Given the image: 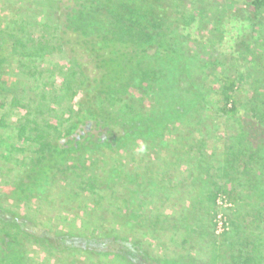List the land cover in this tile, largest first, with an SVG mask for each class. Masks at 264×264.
Segmentation results:
<instances>
[{"label": "trees", "instance_id": "trees-1", "mask_svg": "<svg viewBox=\"0 0 264 264\" xmlns=\"http://www.w3.org/2000/svg\"><path fill=\"white\" fill-rule=\"evenodd\" d=\"M177 1L58 0L40 37L33 19L0 33V108L11 96L23 112L16 140L35 144L7 195L12 208L0 206V264H264V95L230 74L212 106L208 61L191 49ZM246 2L264 12V0ZM6 41L34 90L5 84ZM63 50L67 63L44 66ZM62 101L74 104L67 118L54 106ZM221 193L235 206L218 235ZM25 204L91 231L52 229Z\"/></svg>", "mask_w": 264, "mask_h": 264}, {"label": "rangeland", "instance_id": "rangeland-1", "mask_svg": "<svg viewBox=\"0 0 264 264\" xmlns=\"http://www.w3.org/2000/svg\"><path fill=\"white\" fill-rule=\"evenodd\" d=\"M58 0H0V33H3L5 38L9 35L17 34L15 28L19 25H25L33 19L34 27L31 33L35 38L43 34L42 25L50 23L51 14L55 9ZM178 0L177 6L183 14L181 24L183 25L184 35L188 37L191 42V49L194 50L195 55L204 57L208 61V66L205 69L204 81L207 84L208 91L207 100L213 107L219 105L216 100L218 93L217 88L223 86L222 77L233 74L238 75L244 80L243 83L250 85L248 94L253 93V89L264 95V12L257 13L253 10L246 0ZM47 7L48 11L43 10L42 7ZM58 34V32H55ZM10 39L9 41H12ZM9 42L6 41L4 48V55L7 59L5 71V84L15 88L23 87L32 88L37 87L34 79L30 80L18 71L17 64L12 60V53ZM206 61V62H207ZM68 62V53L63 50L62 53H57L48 56L44 59L45 67H54L59 63ZM210 63V64H209ZM41 81V80H40ZM52 81H55V88L58 95L63 92L61 82L62 78L59 75L54 76ZM216 94V95H215ZM212 96L215 100H212ZM27 100V97L25 98ZM219 99V97H218ZM264 100V96L261 97ZM63 102V101H62ZM6 105L3 109L0 108V206L12 208V201L7 199L10 193L12 183L16 181L22 171L21 163L26 161L33 155V148L35 144L16 140L18 137L17 122L22 119L20 110L11 109V96L5 101ZM64 103V102H63ZM73 102L64 103V107L57 106V111L60 116L64 118L69 117L68 109L65 107L73 106ZM67 107V108H68ZM240 115L248 116L246 114V106L242 105L240 108ZM65 113V114H64ZM183 128L175 129L173 133L174 141L182 136ZM177 142V141H176ZM213 142H209L211 145ZM128 164L130 162L126 157H122ZM107 159L102 165V169L107 167ZM162 161L166 164L164 159H168L167 154H162ZM109 161V160H108ZM169 167V165L167 166ZM175 175L186 176L187 172L182 169H171ZM24 172V171H23ZM179 176V177H180ZM219 186L223 181L218 180ZM220 195H224L229 203L228 207H221L217 204V199ZM216 199V207L218 213L214 217L212 224L216 234H222L231 228L230 213L234 209V201L226 194H219ZM23 211L33 215L43 217L48 220V224L52 229L68 228L70 231L79 230L83 233L91 231V227L85 222L77 224H68L67 217L58 209L47 207L41 204H25L22 206ZM163 213L170 210V204L161 208ZM219 214H223V218L228 223V230L223 232L217 231V222ZM215 225V227H214ZM35 252L37 257L52 258L54 255L50 251L38 249ZM80 258L79 253H70ZM55 260L54 258H52ZM63 261V259L61 260ZM58 262V261H57ZM57 262L55 264H57Z\"/></svg>", "mask_w": 264, "mask_h": 264}, {"label": "built area", "instance_id": "built-area-1", "mask_svg": "<svg viewBox=\"0 0 264 264\" xmlns=\"http://www.w3.org/2000/svg\"><path fill=\"white\" fill-rule=\"evenodd\" d=\"M217 204H219L221 207H228L229 203L227 198L224 195H220L217 199ZM223 214H219L218 217V222H217V231L218 232H223L225 230H228V223L226 220L222 217Z\"/></svg>", "mask_w": 264, "mask_h": 264}, {"label": "flooded vegetation", "instance_id": "flooded-vegetation-1", "mask_svg": "<svg viewBox=\"0 0 264 264\" xmlns=\"http://www.w3.org/2000/svg\"><path fill=\"white\" fill-rule=\"evenodd\" d=\"M243 0H241L240 2H242ZM264 9H260L259 11H263Z\"/></svg>", "mask_w": 264, "mask_h": 264}]
</instances>
